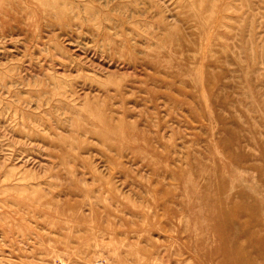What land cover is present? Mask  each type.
<instances>
[{
    "label": "rangeland",
    "instance_id": "rangeland-1",
    "mask_svg": "<svg viewBox=\"0 0 264 264\" xmlns=\"http://www.w3.org/2000/svg\"><path fill=\"white\" fill-rule=\"evenodd\" d=\"M238 259L264 264V0H0V264Z\"/></svg>",
    "mask_w": 264,
    "mask_h": 264
},
{
    "label": "bare ground",
    "instance_id": "bare-ground-1",
    "mask_svg": "<svg viewBox=\"0 0 264 264\" xmlns=\"http://www.w3.org/2000/svg\"><path fill=\"white\" fill-rule=\"evenodd\" d=\"M231 221V220H230ZM246 251V250H245ZM224 255L225 257L227 256H233V251L232 250H229V249H225L224 251ZM235 255V254H234ZM239 258V257H238ZM242 259V256L240 257ZM252 263V262H251ZM223 264H229V263H223ZM235 264H239V259L235 262Z\"/></svg>",
    "mask_w": 264,
    "mask_h": 264
}]
</instances>
